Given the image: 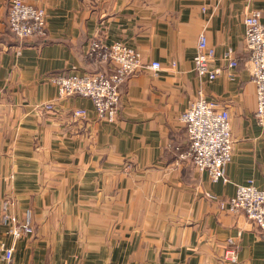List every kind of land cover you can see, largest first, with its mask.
I'll list each match as a JSON object with an SVG mask.
<instances>
[{
  "label": "crops",
  "instance_id": "crops-1",
  "mask_svg": "<svg viewBox=\"0 0 264 264\" xmlns=\"http://www.w3.org/2000/svg\"><path fill=\"white\" fill-rule=\"evenodd\" d=\"M46 12L43 40L17 39L0 0V205L31 235L13 240L0 219L11 264H264V235L244 214L216 200L237 184L264 190V124L254 118L255 86L245 66L244 16L264 0H25ZM200 34L214 50L199 78L193 57ZM122 42L143 63L120 86L117 116L100 121L89 98H59L47 77L96 71L93 39ZM231 74L232 78H229ZM201 91L228 110L232 137L227 182H212L188 159L179 114ZM51 103V110L42 105ZM84 109L85 116L72 111ZM237 262L221 259L227 240Z\"/></svg>",
  "mask_w": 264,
  "mask_h": 264
},
{
  "label": "built area",
  "instance_id": "built-area-1",
  "mask_svg": "<svg viewBox=\"0 0 264 264\" xmlns=\"http://www.w3.org/2000/svg\"><path fill=\"white\" fill-rule=\"evenodd\" d=\"M259 10L252 9L244 16L243 49L246 53L245 66L255 86L254 118L260 125L264 124V25L260 20ZM6 24L9 31L19 40L44 38L46 36V12L42 7L30 4L25 0H9L6 12ZM214 50L208 45L204 34H200L193 57V71L199 78L212 80L222 71L237 66V59L228 49L225 52L226 65L213 67ZM87 58L103 69L96 71L57 72L47 77L54 85L59 98L81 96L89 98L100 121L113 122L117 116L120 99V86L140 68L158 70L160 63L150 61L143 63L140 53L122 42L105 43L93 39L89 43ZM231 77V74L229 75ZM51 110L52 104L42 105ZM75 117L85 116L84 109L72 111ZM186 135V150L182 153L198 171L207 173L210 181L227 182L224 166L230 161L232 137L230 117L227 108L221 107L214 100H207L201 91L189 102L179 114ZM211 200H216L221 210L241 213L258 227L264 235V190L253 183L237 184L233 196L217 199L207 193ZM0 219L6 227V233L13 240L31 235L33 225L29 212L22 221H18L9 211V204L3 201L0 205ZM5 264H11L13 248L1 245ZM221 259L236 263V250L231 239Z\"/></svg>",
  "mask_w": 264,
  "mask_h": 264
},
{
  "label": "trees",
  "instance_id": "trees-1",
  "mask_svg": "<svg viewBox=\"0 0 264 264\" xmlns=\"http://www.w3.org/2000/svg\"><path fill=\"white\" fill-rule=\"evenodd\" d=\"M8 28V27H7ZM9 30V29H8ZM30 39H38V40H43L44 38H39V37H35V38H30ZM97 65H99V66H103V64L101 65V64H97Z\"/></svg>",
  "mask_w": 264,
  "mask_h": 264
}]
</instances>
